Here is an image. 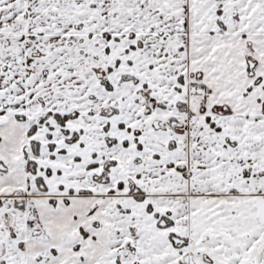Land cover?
I'll use <instances>...</instances> for the list:
<instances>
[{
	"label": "snow or ice",
	"instance_id": "1",
	"mask_svg": "<svg viewBox=\"0 0 264 264\" xmlns=\"http://www.w3.org/2000/svg\"><path fill=\"white\" fill-rule=\"evenodd\" d=\"M0 264H264V0H0Z\"/></svg>",
	"mask_w": 264,
	"mask_h": 264
}]
</instances>
